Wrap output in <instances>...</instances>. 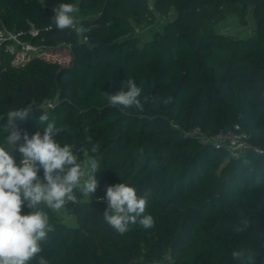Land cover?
I'll list each match as a JSON object with an SVG mask.
<instances>
[{
	"label": "trees",
	"instance_id": "obj_1",
	"mask_svg": "<svg viewBox=\"0 0 264 264\" xmlns=\"http://www.w3.org/2000/svg\"><path fill=\"white\" fill-rule=\"evenodd\" d=\"M60 3L75 4L90 31L59 30L51 18ZM251 8L255 37L216 31L231 16L247 25ZM172 12L176 17L152 39L141 44L135 37L136 26ZM3 28L41 50L15 64L1 46L0 115L35 100L62 129L61 145L81 160L87 149L100 161L96 193L77 190L78 203L61 210L75 225L45 209L52 231L40 255L48 264H238L231 252L249 248L264 264V153L234 156L183 135L200 128L213 136L240 125L264 150V0H0ZM53 50L67 59L44 57ZM127 78L143 90L142 110L110 107L102 95L120 91ZM45 126L34 118L19 125L29 137ZM10 155L19 165V151ZM123 182L146 195L154 227L137 223L120 234L104 220L100 198ZM30 211L25 205L21 214ZM243 220L246 230L235 231Z\"/></svg>",
	"mask_w": 264,
	"mask_h": 264
},
{
	"label": "clouds",
	"instance_id": "obj_2",
	"mask_svg": "<svg viewBox=\"0 0 264 264\" xmlns=\"http://www.w3.org/2000/svg\"><path fill=\"white\" fill-rule=\"evenodd\" d=\"M78 12L75 4L60 3L53 8L52 23L59 30L74 29L78 35H84L90 29L83 26ZM142 91L133 79L127 78L120 91L102 95L110 107L142 110ZM35 105L36 101L32 100L24 107L0 115V120H6L0 125V134L7 146L0 145V264H31L33 260L36 264H48L40 255L41 244L52 231L49 212L45 209L60 212L69 202L78 203L75 191L91 197L98 188L99 159L82 149L88 158L81 160L71 145H61L56 136L62 129L56 127L48 112H41ZM29 118L36 119L40 126L46 125L43 134L37 131L29 137L26 131L22 132L19 125ZM10 150L21 154L19 165ZM91 152L97 153L98 145ZM41 170L42 177L38 175ZM100 199L107 204L104 220L118 233L128 232L137 223L144 229L154 227V218L146 214V195H138L133 186L124 182L108 186ZM25 205L31 211L21 214ZM248 223L243 220L235 231H245ZM231 256L238 264H256L258 258L250 248L234 250Z\"/></svg>",
	"mask_w": 264,
	"mask_h": 264
},
{
	"label": "built area",
	"instance_id": "obj_3",
	"mask_svg": "<svg viewBox=\"0 0 264 264\" xmlns=\"http://www.w3.org/2000/svg\"><path fill=\"white\" fill-rule=\"evenodd\" d=\"M32 34L36 35L37 32L33 31ZM22 33H16L9 31L7 28H3L0 31V49L3 44H7L8 50L15 55V64H20L28 60L33 54H37L41 48L34 46L31 43H26L21 39ZM68 46L66 44H61ZM53 103L45 102L43 106L53 107ZM185 137H191L198 139L203 144H212L218 148H226L234 156H238L241 153L255 150L256 152L263 154L264 150H258L254 148L250 142V136L244 132L240 125H236L229 131H221L220 133L209 136L205 134L200 128H194L190 131L183 132ZM154 264H163L162 262Z\"/></svg>",
	"mask_w": 264,
	"mask_h": 264
},
{
	"label": "rangeland",
	"instance_id": "obj_4",
	"mask_svg": "<svg viewBox=\"0 0 264 264\" xmlns=\"http://www.w3.org/2000/svg\"><path fill=\"white\" fill-rule=\"evenodd\" d=\"M176 17V13L172 12L168 18H155L154 20H146L141 25L136 26L135 37L139 39L141 44L145 41L152 39L157 33L164 30V27L168 22ZM216 31L220 34L228 36L230 38H249L256 36V22L253 18V8L250 9L248 15V24L242 26L239 23L237 16H231L230 18L221 21ZM45 58H62L67 59V54L63 50L47 51L44 55ZM58 218L61 223L68 225H75V219L72 216L65 214L64 212H58Z\"/></svg>",
	"mask_w": 264,
	"mask_h": 264
}]
</instances>
